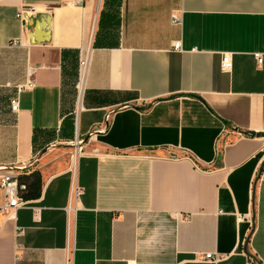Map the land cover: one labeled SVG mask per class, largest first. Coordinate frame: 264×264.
<instances>
[{
  "label": "crops",
  "instance_id": "obj_1",
  "mask_svg": "<svg viewBox=\"0 0 264 264\" xmlns=\"http://www.w3.org/2000/svg\"><path fill=\"white\" fill-rule=\"evenodd\" d=\"M105 1L0 0V264H264V0Z\"/></svg>",
  "mask_w": 264,
  "mask_h": 264
},
{
  "label": "built area",
  "instance_id": "obj_2",
  "mask_svg": "<svg viewBox=\"0 0 264 264\" xmlns=\"http://www.w3.org/2000/svg\"><path fill=\"white\" fill-rule=\"evenodd\" d=\"M26 16V15H25ZM24 13L20 14V18H25ZM180 22V19L177 17H174V23L178 24ZM175 49H180V44L175 45ZM257 60L259 62H262V56L257 54L255 55ZM90 64V53H86L81 56L80 62H79V82L77 85L80 98L83 95L84 91V81L87 74V70ZM232 67L231 57L229 55H224L222 59V70L229 71ZM31 86V85H30ZM11 109L13 112L17 113L19 111V96H16L11 101ZM72 147L75 148L74 153L71 155V175H72V185H71V194L70 198L71 200H78L80 196L82 195V188L78 184V174H77V161L79 154L83 150L84 146V140L82 139H76L75 142H71ZM18 176H15L11 173L5 174L1 176L0 181V188L4 191L6 195V201L5 203L0 206V214L6 213L9 210H16L21 207H24L28 205V201L22 200L20 198V191L23 190L24 187H20L18 184ZM76 207H69L68 212H76ZM244 253L249 258V262L252 264H260L258 263V260H255L252 258V255L249 251V239L244 247ZM204 260H210V261H217L218 257H213L211 254H206L203 256ZM69 262V261H68ZM15 264H21L19 262V257L16 258Z\"/></svg>",
  "mask_w": 264,
  "mask_h": 264
},
{
  "label": "trees",
  "instance_id": "obj_3",
  "mask_svg": "<svg viewBox=\"0 0 264 264\" xmlns=\"http://www.w3.org/2000/svg\"><path fill=\"white\" fill-rule=\"evenodd\" d=\"M108 0L105 1L107 3ZM109 4L112 7H119L120 5V0H109ZM116 12V11H115ZM110 12L109 14V20H110V25L117 26V20H118V14L117 12ZM98 45L97 39L94 43V47ZM18 184L20 187H24V189L20 191V198L22 200H30L33 198H38L41 194L42 190V182L39 174L37 172L32 173L29 176H23V177H18Z\"/></svg>",
  "mask_w": 264,
  "mask_h": 264
},
{
  "label": "water",
  "instance_id": "obj_4",
  "mask_svg": "<svg viewBox=\"0 0 264 264\" xmlns=\"http://www.w3.org/2000/svg\"><path fill=\"white\" fill-rule=\"evenodd\" d=\"M28 26L34 27V31L30 34L32 43H45L49 42L50 39V16L43 14L38 18L28 17L26 16ZM40 29H44L45 37L41 41L38 40L36 35L40 32ZM244 134L252 137V138H264V134L261 133H253V132H245Z\"/></svg>",
  "mask_w": 264,
  "mask_h": 264
},
{
  "label": "rangeland",
  "instance_id": "obj_5",
  "mask_svg": "<svg viewBox=\"0 0 264 264\" xmlns=\"http://www.w3.org/2000/svg\"><path fill=\"white\" fill-rule=\"evenodd\" d=\"M112 32H113V29H112Z\"/></svg>",
  "mask_w": 264,
  "mask_h": 264
}]
</instances>
